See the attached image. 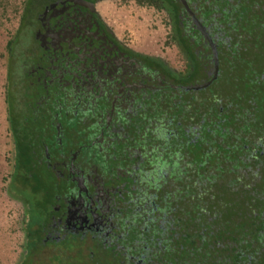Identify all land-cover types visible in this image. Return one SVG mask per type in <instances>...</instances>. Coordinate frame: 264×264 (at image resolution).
<instances>
[{"label":"flooded vegetation","instance_id":"obj_1","mask_svg":"<svg viewBox=\"0 0 264 264\" xmlns=\"http://www.w3.org/2000/svg\"><path fill=\"white\" fill-rule=\"evenodd\" d=\"M105 1L30 0L16 128L6 103L36 190L24 231L127 264H260L264 139L224 100L238 72L220 64L264 0H125L167 53L135 44Z\"/></svg>","mask_w":264,"mask_h":264},{"label":"trees","instance_id":"obj_2","mask_svg":"<svg viewBox=\"0 0 264 264\" xmlns=\"http://www.w3.org/2000/svg\"><path fill=\"white\" fill-rule=\"evenodd\" d=\"M32 8L30 0H23L18 26L7 43L8 81L6 84L5 102L8 106V117L13 121L14 128H16L17 117L15 109L18 99L21 97V89H18L21 74H19L18 80L14 76L19 72V64L23 61V41L27 36L24 37L22 33L30 22ZM237 18H240V14L237 15ZM239 22H242V20H238L237 25L241 35L240 44L231 48L233 52H231V58L222 56L220 64V70L230 69L238 72L235 73L236 76H233V80L229 83L231 90L228 93H224L223 98L225 100L226 96H230L232 101L231 108L234 113L243 114L244 103H246L248 115L246 125L250 129V134L252 137H262L264 139V76L260 78L262 74L264 75V3L262 9H258L255 14H248L247 19L243 20L242 23ZM182 38L185 39L184 36ZM183 41L188 49L186 40ZM216 84H219V80ZM223 84L226 85L225 82ZM23 146L26 148V153H15L14 156V165L10 174L9 194L22 202L25 209L24 223L27 217L33 218L35 213L31 199L36 190L31 185V170L26 165L28 161L24 162V159L29 155L26 141H24ZM260 186H264V180ZM254 221L256 220L250 217L249 224ZM23 226L25 227V225ZM29 226L30 224L27 226V233L25 232L26 239L22 256L17 264H127L124 260L122 261V254H111L103 250L105 253L102 252V249L95 252L85 251L80 244L72 240L57 244V247L53 250L42 243L40 229L35 232ZM262 228H264V225L259 219L258 229ZM231 238L236 239L235 236H231Z\"/></svg>","mask_w":264,"mask_h":264},{"label":"rangeland","instance_id":"obj_3","mask_svg":"<svg viewBox=\"0 0 264 264\" xmlns=\"http://www.w3.org/2000/svg\"><path fill=\"white\" fill-rule=\"evenodd\" d=\"M23 0H0V264H17L23 252L25 209L20 199L9 194L13 169L11 139L6 132L7 43L19 23ZM125 0L102 2L101 8L124 30L127 37L146 51L167 53L161 42V31L146 20L147 14L130 7ZM20 72L15 74L19 78ZM18 89L20 86L18 84ZM260 264H264V259Z\"/></svg>","mask_w":264,"mask_h":264},{"label":"water","instance_id":"obj_4","mask_svg":"<svg viewBox=\"0 0 264 264\" xmlns=\"http://www.w3.org/2000/svg\"><path fill=\"white\" fill-rule=\"evenodd\" d=\"M203 86V85H202Z\"/></svg>","mask_w":264,"mask_h":264}]
</instances>
